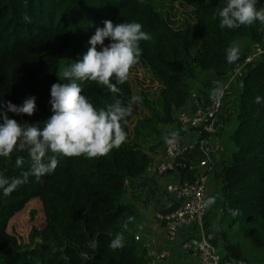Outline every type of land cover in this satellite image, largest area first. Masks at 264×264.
<instances>
[{"label": "trees", "instance_id": "obj_1", "mask_svg": "<svg viewBox=\"0 0 264 264\" xmlns=\"http://www.w3.org/2000/svg\"><path fill=\"white\" fill-rule=\"evenodd\" d=\"M168 1L190 6L192 19L175 28L142 0H0V100L20 105L36 97L34 115L8 112V116L42 124L52 114L51 85L68 82L58 76L62 78L64 69L87 51L90 37L105 20L136 21L152 35L150 41L141 42L143 54L137 65L159 85L155 104L130 78L118 85L121 92L115 97L95 82L83 84V94L98 107L116 98L129 105L132 97H142L137 103L147 114L134 123L133 132L136 127L170 121L171 114L186 102L196 71L214 77L228 74L248 51L241 50L239 59L228 63L226 49L235 39L245 36L260 42L264 34L259 21L221 29L216 10L224 0ZM260 7L264 0H259ZM237 80L241 87H237L233 108V151L220 162L217 234L226 252L224 260L264 264V59L247 66ZM257 96L261 103L255 102ZM199 101L206 105L207 94L201 92ZM124 128L128 134V123ZM205 136L200 133V138ZM17 156L25 160L22 168L16 166ZM59 159L55 171L39 181L30 177L8 196L0 190V264H148L141 247L121 227L129 207L119 200L125 180L145 172L150 161L147 154L125 142L107 156ZM30 163L27 153H13L10 159L0 157V171L16 177ZM33 197L39 200L42 223L31 225L26 241L20 242L7 230V222ZM120 233L125 246L112 250L110 241ZM92 241L96 250L88 246Z\"/></svg>", "mask_w": 264, "mask_h": 264}, {"label": "clouds", "instance_id": "obj_2", "mask_svg": "<svg viewBox=\"0 0 264 264\" xmlns=\"http://www.w3.org/2000/svg\"><path fill=\"white\" fill-rule=\"evenodd\" d=\"M259 0H224L217 8L216 15L221 29H237L251 26L257 21L264 25V7L257 8ZM30 22V17L25 16ZM152 35L143 30L139 22H119L105 20L103 27H97L90 37L89 47L79 59L69 64L60 76V81L51 85V115L40 123L21 122L10 118L8 112L16 115L32 116L36 111V97L30 96L20 105L11 101L0 100V157L10 159L13 153H27L31 163L19 176L9 178L0 171V190L3 195H11L19 187L27 184L30 177L37 181L52 174L59 166L60 157H85L88 159L109 155L119 149L127 140L124 126L132 113V105H125L116 98L104 106H96L83 94L86 81L103 86L114 97L121 92L118 85L128 81L130 70L140 62L143 54L141 42L150 41ZM109 43H105V41ZM99 46V48H98ZM240 47L230 44L226 49L228 63L236 62L240 57ZM224 95V88L218 85L210 92L211 99L218 100ZM140 96L132 97L133 103L139 102ZM256 103L262 98L257 96ZM178 139V133L165 137L168 144ZM16 166L22 168L25 160L17 156ZM216 202L215 197L205 200L209 207ZM236 212L233 211V215ZM134 220L128 218L127 223ZM96 250L92 241L89 245ZM125 246L122 233L110 241L112 250Z\"/></svg>", "mask_w": 264, "mask_h": 264}, {"label": "crops", "instance_id": "obj_3", "mask_svg": "<svg viewBox=\"0 0 264 264\" xmlns=\"http://www.w3.org/2000/svg\"><path fill=\"white\" fill-rule=\"evenodd\" d=\"M252 43L245 36L234 40V44L239 45L242 51L250 49ZM218 85H222L224 88V95L220 98V106L215 116V121L221 125V132L200 138L199 131L182 129L174 120V113L178 110L189 112L200 106L201 92L207 94V98L210 100L211 90ZM238 85L239 81L231 77L230 72L223 77H214L206 72L196 71L190 80V92L186 102L171 114L170 121L156 122L148 128L136 127L137 132H133L132 127L131 136L127 138L126 142L140 148L147 154L150 161L140 177L125 180L119 200L129 207V212L121 220V227L124 228L129 217L134 218L132 222L127 223V228L124 229L136 245L141 247L148 264H163L166 261L173 264H199L198 257L183 250L181 244L193 241L200 236H207L215 251L224 250L222 241L217 234L220 216V162L228 160L233 151L230 135L234 127L233 108ZM157 87H159L158 84ZM145 114H147L146 108L141 111L135 123ZM173 132L178 133L179 139L184 145V152L179 161L196 164L206 153L210 169L205 170L195 165L194 168L181 173L179 168L165 173H157L155 171L156 164L165 158L163 139ZM197 174H205L206 200L209 197H215L216 202L204 208L199 224L182 226L173 239H168L163 225L154 216L155 212H160L165 207L172 205L171 197L166 193L165 186L168 183ZM159 253H163L164 256L159 257ZM235 264L242 263L236 262Z\"/></svg>", "mask_w": 264, "mask_h": 264}, {"label": "built area", "instance_id": "obj_4", "mask_svg": "<svg viewBox=\"0 0 264 264\" xmlns=\"http://www.w3.org/2000/svg\"><path fill=\"white\" fill-rule=\"evenodd\" d=\"M263 55L264 34L260 42H253L243 58L234 65L230 70V76L238 79L247 66L262 59ZM219 106L220 99L215 101L210 99L206 105L195 107L189 112L176 111L173 118L182 129H194L199 133L215 135L221 130V125L215 121ZM165 137L170 138L171 134ZM165 137L162 143L165 158L156 164L155 171L157 173H165L176 168L184 169L185 165L187 168L184 170L194 168L195 165L205 170L210 169L211 166L208 164L206 153L196 164H185V162L179 161L184 152V145L180 141L179 135L172 144L166 143ZM204 179L205 174H197L191 178H183L168 183L165 186V191L170 195L171 204L175 205V208L166 214L155 212L154 216L163 225L168 239H173L180 227L200 223L205 208L203 202L207 197ZM181 247L186 252L195 254L199 264H235L237 262L224 260V257L219 261V254L214 250L207 236H200L193 241L183 242ZM158 256L163 257L164 254L159 253ZM163 264L173 263L166 261Z\"/></svg>", "mask_w": 264, "mask_h": 264}, {"label": "rangeland", "instance_id": "obj_5", "mask_svg": "<svg viewBox=\"0 0 264 264\" xmlns=\"http://www.w3.org/2000/svg\"><path fill=\"white\" fill-rule=\"evenodd\" d=\"M142 1L149 2L156 10L163 14L169 21L170 25L175 28H178L183 21L192 19L190 6L179 1ZM129 78L132 79L134 83L140 86L144 91H147V100L151 99L152 103L155 104L154 96L157 93V82L148 75L145 68L143 66L140 67V65L134 66L130 70ZM128 102L133 107V113L132 116H130V120L128 122L129 132L127 138L131 136L132 127L135 125V120L140 116L141 111H144L145 109L144 106L141 108V105H138L137 102L133 103L132 99H129ZM219 132H221V130ZM42 217L43 214L39 200L36 197H33L26 200L23 206L9 218L6 228L8 231L14 232L19 237L20 242H25L27 232L31 225H40L42 223Z\"/></svg>", "mask_w": 264, "mask_h": 264}, {"label": "water", "instance_id": "obj_6", "mask_svg": "<svg viewBox=\"0 0 264 264\" xmlns=\"http://www.w3.org/2000/svg\"><path fill=\"white\" fill-rule=\"evenodd\" d=\"M239 87H241V82H239ZM174 208H175V205H169V206L165 207L164 209H162L160 211V213L161 214H166V213L170 212L171 210H173ZM216 252L219 254V259L218 260L221 261L222 257L225 256L226 252L223 249H218Z\"/></svg>", "mask_w": 264, "mask_h": 264}]
</instances>
